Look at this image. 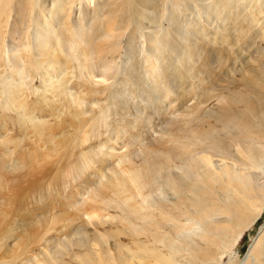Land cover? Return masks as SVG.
<instances>
[{
  "label": "bare ground",
  "instance_id": "obj_1",
  "mask_svg": "<svg viewBox=\"0 0 264 264\" xmlns=\"http://www.w3.org/2000/svg\"><path fill=\"white\" fill-rule=\"evenodd\" d=\"M141 45L157 102L122 121L107 82ZM0 68V264H264V225L230 257L264 218V0H0Z\"/></svg>",
  "mask_w": 264,
  "mask_h": 264
},
{
  "label": "rangeland",
  "instance_id": "obj_2",
  "mask_svg": "<svg viewBox=\"0 0 264 264\" xmlns=\"http://www.w3.org/2000/svg\"><path fill=\"white\" fill-rule=\"evenodd\" d=\"M215 10H217V9H215ZM217 12L219 13L220 9L217 10ZM184 16L188 17L184 23H187V25H189L191 23L189 18L192 15L190 14V12L187 13V11H186V15H184ZM162 22L166 23L165 17H164ZM180 22L181 21H179L176 25L180 26L181 25ZM218 28H216V29L219 30ZM165 31L166 30H163V33ZM18 37H19V34L16 35V40L18 39ZM16 43H17V41H16ZM146 46H148V45H146ZM145 47H143L141 45L139 48H137L140 51L138 53H136L135 56L127 55L125 53L123 58L121 59L120 63L117 65V73L115 75H112V77L117 76V79H115V85H113L110 82V80H109V82H107V91H106L105 95L108 97V96L112 95L113 92H117L119 94V100H116L115 102L113 100H111V102H113V104H116V103L124 104V103L128 102V101L124 100V98L125 99L127 98L129 100V102H134L135 106H137V108H135V110H133L134 112H130L128 115H125V118L120 117V120H122V121L140 120L143 117L146 118L145 115L141 114L140 108H147L149 106L154 105L155 102H157V97H155L152 94H149L150 88L152 86L157 88L158 84L151 85V81H154V77H153V74L150 71H148L146 59H147V56L149 53H146L144 51ZM150 50L152 52L150 54L154 55L151 48H150ZM129 59L131 60V64L128 63ZM36 60L37 59L27 60V63L30 65L32 70H34V66H36ZM178 61L179 60H176V63H178ZM194 62L197 65L196 67H192V66L187 65V66H185V68L182 69L181 74L174 73L175 70H171L169 72L168 76H172L176 79L171 81V83L175 84V86L171 85L172 89L168 93L165 92V88H162L160 86L162 88V90L165 92L164 96L162 97V103H163L162 107L163 108H162V110H160V112H162V114L158 115L157 113L153 112L152 113L153 123L150 125H146L145 128L142 129V130H144V132H148L147 133L148 141L155 138V137H159L160 134L156 131V129L161 128L163 123L170 121L172 117L177 115V113H179L183 109L187 108V105L189 103L188 102L183 103V101L187 100V90L190 88L189 82L192 81L191 72H196L197 76L200 75V67L198 66L200 63L197 61V59H195ZM69 64H70V62H69ZM69 64L64 67L63 74L73 72V68L70 67ZM134 64H136L138 66L139 75H140L136 79H134V77L131 73V70H132V67L134 66ZM4 67H5V65H4ZM6 67H8L7 64H6ZM92 67H93V69L97 70V68H99V64H96L97 68L95 67L94 64ZM0 69H2V68H0ZM145 72L148 73V79H149V88L148 89L145 88V85H144L145 83H144V80L142 79V74H144ZM8 73L11 75L13 72H8ZM62 77H60V79ZM3 80L6 81V79H3ZM94 80L99 81L100 79L95 77ZM54 81L56 83V80H54ZM134 82H136V84H134ZM34 83H35V86L41 85L39 80H37ZM137 88H138V91H135V89H137ZM145 97H146V99H145ZM181 102H182V104H181ZM147 111H150V110L148 109ZM13 116H14V114H13ZM146 120L148 121L147 118H146ZM154 123L156 124L155 125L156 127L159 124H160V126L156 128L155 126H153ZM150 129H151V131H150ZM154 129H155V131H154ZM16 132H17L18 137H20V138L23 137L24 134L20 130L19 124L16 125ZM129 134H130V132H129ZM134 137H135V135H131V136H128L127 138H124L123 140H120L119 144L116 145L117 149L114 152L119 153L121 151L120 148L122 146L123 141L125 139H133ZM263 225H264V218L259 220V222L257 223V226L254 228L253 231L246 234L242 243L238 246V248L235 251L232 252L230 257L231 258H235V257L244 258L245 254L250 250L251 244H253L255 239L258 237L259 232H260ZM228 259H229V257L226 258V262L228 261Z\"/></svg>",
  "mask_w": 264,
  "mask_h": 264
}]
</instances>
